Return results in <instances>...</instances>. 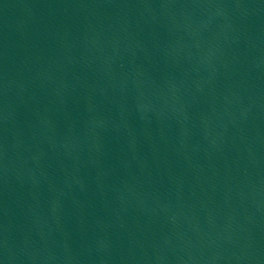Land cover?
Instances as JSON below:
<instances>
[{"label":"water","instance_id":"1","mask_svg":"<svg viewBox=\"0 0 264 264\" xmlns=\"http://www.w3.org/2000/svg\"><path fill=\"white\" fill-rule=\"evenodd\" d=\"M0 264H264V0H0Z\"/></svg>","mask_w":264,"mask_h":264}]
</instances>
